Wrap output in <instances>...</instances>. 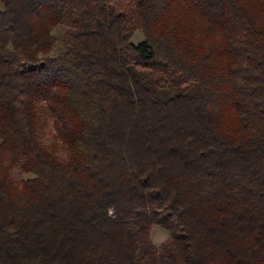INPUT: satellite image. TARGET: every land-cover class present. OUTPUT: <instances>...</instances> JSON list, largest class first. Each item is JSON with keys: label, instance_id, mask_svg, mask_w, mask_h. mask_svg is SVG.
<instances>
[{"label": "trees", "instance_id": "trees-1", "mask_svg": "<svg viewBox=\"0 0 264 264\" xmlns=\"http://www.w3.org/2000/svg\"><path fill=\"white\" fill-rule=\"evenodd\" d=\"M0 264H264V0H0Z\"/></svg>", "mask_w": 264, "mask_h": 264}, {"label": "rangeland", "instance_id": "rangeland-1", "mask_svg": "<svg viewBox=\"0 0 264 264\" xmlns=\"http://www.w3.org/2000/svg\"><path fill=\"white\" fill-rule=\"evenodd\" d=\"M62 33H63V30H61V29H57L54 32L57 39H59L62 36ZM143 40H144V36L141 32L134 33L130 38V41L133 44H138V43L142 42ZM25 177L27 178L28 176H25V175L21 176L17 172H15V178L21 179V178H25ZM167 238H168V235L166 232H164L162 229H159L157 227L154 228V230L152 232V239L156 245L162 244Z\"/></svg>", "mask_w": 264, "mask_h": 264}]
</instances>
